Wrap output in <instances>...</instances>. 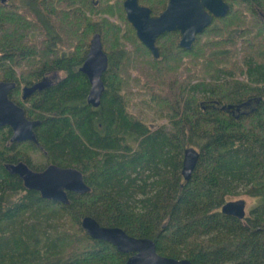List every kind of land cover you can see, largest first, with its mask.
<instances>
[{
	"label": "trees",
	"instance_id": "trees-1",
	"mask_svg": "<svg viewBox=\"0 0 264 264\" xmlns=\"http://www.w3.org/2000/svg\"><path fill=\"white\" fill-rule=\"evenodd\" d=\"M224 1L227 14L190 48L167 31L153 57L123 0H0V81L14 82L9 98L39 120L37 144L11 142V129L0 126V264H124L130 253L87 235L85 216L192 264H264V0H246L239 11ZM138 3L155 16L167 0ZM247 24L255 42L247 38L238 54ZM94 33L108 56L96 107L79 70ZM42 80L20 97L22 86ZM143 95L165 122L131 113ZM187 148L197 159L185 177ZM17 161L36 171L76 168L89 191L67 192V203L43 198L6 170ZM239 195L255 198L249 214L222 213Z\"/></svg>",
	"mask_w": 264,
	"mask_h": 264
},
{
	"label": "water",
	"instance_id": "water-1",
	"mask_svg": "<svg viewBox=\"0 0 264 264\" xmlns=\"http://www.w3.org/2000/svg\"><path fill=\"white\" fill-rule=\"evenodd\" d=\"M122 4L126 19L134 28L137 38L153 57L159 56L155 46L158 35L178 30L180 33L178 45L190 48L196 34L202 32L213 17H223L229 10V5L224 0H167L165 8L157 16H151L150 8L140 5L138 0H123ZM107 63L108 56L102 48L100 35L94 33L79 70L85 74L89 82L86 101L95 107L99 105L104 89L101 77ZM14 85L11 81H0V126L8 125L11 128V141L30 140L36 143L34 127L39 120L28 119L23 108L9 98V92ZM42 85L43 80L24 87L23 91L28 95V92H33ZM196 159L197 153L193 148L184 150L183 176L187 177L190 174ZM5 168L9 173L18 175L24 187L36 190L43 198L67 203V192L81 194L89 191L81 172L73 167L48 163L42 170L36 171L27 163L18 161L6 163ZM244 207L245 201L238 198L226 201L221 206V212L242 219L245 216ZM80 223L91 238L107 241L118 251L130 253L124 264H192L186 258H172L159 254L154 241L150 238H137L128 235L121 228L102 226L89 216L83 217Z\"/></svg>",
	"mask_w": 264,
	"mask_h": 264
},
{
	"label": "rangeland",
	"instance_id": "rangeland-1",
	"mask_svg": "<svg viewBox=\"0 0 264 264\" xmlns=\"http://www.w3.org/2000/svg\"><path fill=\"white\" fill-rule=\"evenodd\" d=\"M6 1H8L9 3H13V2L20 3L19 0H6ZM231 2H232V6H233L232 7L233 11L236 9H238V11L246 9V6H247L246 1L231 0ZM115 17L116 16H111L109 18H110V20H114ZM247 25L249 26V28L251 27L249 24H247ZM255 36H256V31L253 28H250L249 33L244 32L242 34V36L239 35L237 38L242 37L243 39L241 38V40H239V42L237 43V48L241 46L242 50H247V47L245 45L246 39L248 38L247 40H250V38H251L255 42ZM89 41H90V39H89ZM242 50H239L238 54L242 53ZM104 51L107 52V50H104ZM237 59H238L237 61L240 63V56H238ZM132 72H133V74H136L137 70L133 68ZM51 74H53V73H51ZM51 74L48 77L49 80L53 81L55 78L59 77V73L57 74L58 76H53ZM236 75H238V74H236ZM48 79L46 81H48ZM134 89L135 88H133V90ZM146 97L147 96H145V95H143V97L142 96L141 97H138V96L134 97L133 105L130 106L131 113L133 115L139 117L140 119H142L147 124L156 125V124H160V123L165 122L164 120H161L160 118L155 116V113H154L153 109L151 108V106L148 103L146 104V102L144 101L145 99H147ZM139 98H142V99H139ZM36 161L43 164V161L41 160V158L39 156L37 157ZM238 198H242L245 201L244 212H245V216L248 215L250 207L256 201L255 198H252V197L247 196V195H239L237 197L232 198V200L238 199Z\"/></svg>",
	"mask_w": 264,
	"mask_h": 264
},
{
	"label": "flooded vegetation",
	"instance_id": "flooded-vegetation-1",
	"mask_svg": "<svg viewBox=\"0 0 264 264\" xmlns=\"http://www.w3.org/2000/svg\"><path fill=\"white\" fill-rule=\"evenodd\" d=\"M241 1H246V0H241ZM230 8V7H229ZM150 15L151 16H154V15H152L151 13H150ZM155 16H157V15H155ZM215 18H217V17H213L212 18V20H211V22H210V24L208 25V26H210V25H213V23H214V20H215ZM208 26H206L204 29H206ZM204 29H203V31H204ZM173 31H178V30H173ZM202 31V32H203ZM202 32H200V33H198V34H201ZM178 33H179V31H178ZM198 34H196V36H198ZM196 36H195V38H196ZM242 36V35H241ZM179 38H180V33H179ZM241 38L242 37H239L238 39L239 40H241ZM243 39V38H242ZM193 43V42H192ZM229 50H233V48L231 47V48H228ZM237 50H242V48L240 47L239 49H237ZM43 86H46V83L43 81V85L42 86H40L39 87V89L41 88V87H43ZM24 87H26V86H22L21 88H20V97L22 98V99H26L31 93H33V92H28L29 94L28 95H26V91H23V88ZM12 90V89H11ZM36 90V89H35ZM12 100V99H11ZM15 102V101H14ZM16 103V102H15ZM17 104V103H16ZM31 120H34V119H31ZM3 126H8V125H3ZM9 127V126H8ZM10 128V127H9ZM11 129V128H10ZM35 134V133H34ZM11 135H12V130H11ZM35 138H36V136H35ZM10 141H11V136H10ZM21 141H28V142H32V141H30V140H21ZM21 141H11V142H21ZM36 141H37V139H36ZM32 143H34V142H32ZM34 144H37V142L36 143H34ZM18 162V161H17ZM16 163V162H15ZM47 165V164H46Z\"/></svg>",
	"mask_w": 264,
	"mask_h": 264
}]
</instances>
